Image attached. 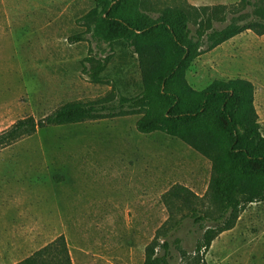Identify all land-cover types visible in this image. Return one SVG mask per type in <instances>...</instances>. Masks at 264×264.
<instances>
[{
    "label": "rangeland",
    "instance_id": "rangeland-1",
    "mask_svg": "<svg viewBox=\"0 0 264 264\" xmlns=\"http://www.w3.org/2000/svg\"><path fill=\"white\" fill-rule=\"evenodd\" d=\"M110 1L0 0V133L66 103L118 101L142 92L133 48L93 36ZM143 2L156 13L205 8L217 29L244 15L245 5ZM185 79L197 92L215 82L251 83L264 137V35L246 31L203 53ZM143 111L46 127L0 150V264L22 262L61 236L71 264H145L146 249L160 253L164 241L171 264L199 262L194 249L203 229L187 215L193 208L213 218L219 214L208 196L211 165L176 139L139 134L135 124ZM174 186L194 198L166 203L163 195ZM203 257L205 264H264V203L239 207L233 227L219 233Z\"/></svg>",
    "mask_w": 264,
    "mask_h": 264
},
{
    "label": "trees",
    "instance_id": "trees-1",
    "mask_svg": "<svg viewBox=\"0 0 264 264\" xmlns=\"http://www.w3.org/2000/svg\"><path fill=\"white\" fill-rule=\"evenodd\" d=\"M243 3L244 15L217 29L212 25L214 15L205 8L191 13L166 8L156 13L143 0H111L95 23L93 36L104 43L124 42L133 48L142 69V92L118 101L70 102L43 119L17 120L0 133V150L46 127L114 118L144 109L135 124L139 134L176 139L211 165L208 196L219 214L213 218L193 208L187 215L193 225L203 229L194 253L200 255L196 264H205L203 256L211 242L233 227L239 207L264 203V137L254 108L253 85L244 80L215 82L197 92L185 79L188 68L203 53L246 31L264 35V0ZM221 15L219 23L226 19ZM74 38L83 40L82 36ZM190 198L194 195L182 186H174L163 195L168 204H188ZM158 247L160 253L155 247L146 249L145 264H171L168 242ZM17 264L71 263L61 236Z\"/></svg>",
    "mask_w": 264,
    "mask_h": 264
}]
</instances>
